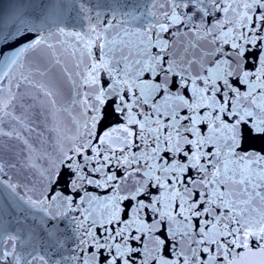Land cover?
Returning <instances> with one entry per match:
<instances>
[{"label": "snow or ice", "instance_id": "6c2138e0", "mask_svg": "<svg viewBox=\"0 0 264 264\" xmlns=\"http://www.w3.org/2000/svg\"><path fill=\"white\" fill-rule=\"evenodd\" d=\"M0 264H264V0H0Z\"/></svg>", "mask_w": 264, "mask_h": 264}]
</instances>
